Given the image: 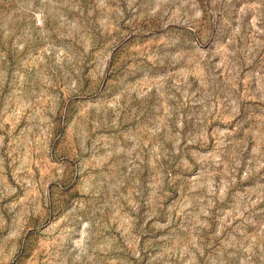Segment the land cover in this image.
I'll return each mask as SVG.
<instances>
[{
	"label": "rangeland",
	"instance_id": "obj_1",
	"mask_svg": "<svg viewBox=\"0 0 264 264\" xmlns=\"http://www.w3.org/2000/svg\"><path fill=\"white\" fill-rule=\"evenodd\" d=\"M0 264H264V0H0Z\"/></svg>",
	"mask_w": 264,
	"mask_h": 264
}]
</instances>
